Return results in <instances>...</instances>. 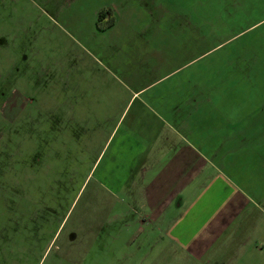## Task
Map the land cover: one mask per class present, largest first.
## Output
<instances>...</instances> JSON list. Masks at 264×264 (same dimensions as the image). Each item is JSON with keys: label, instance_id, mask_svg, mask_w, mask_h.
Returning <instances> with one entry per match:
<instances>
[{"label": "rangeland", "instance_id": "rangeland-1", "mask_svg": "<svg viewBox=\"0 0 264 264\" xmlns=\"http://www.w3.org/2000/svg\"><path fill=\"white\" fill-rule=\"evenodd\" d=\"M142 99L255 200L247 248L141 240L92 167L152 119ZM263 198L264 0H0V264H264Z\"/></svg>", "mask_w": 264, "mask_h": 264}, {"label": "crops", "instance_id": "crops-1", "mask_svg": "<svg viewBox=\"0 0 264 264\" xmlns=\"http://www.w3.org/2000/svg\"><path fill=\"white\" fill-rule=\"evenodd\" d=\"M159 100L150 98L157 105ZM149 104L140 101V107L152 114V119L142 124L143 129L135 122L133 129L121 133L119 144L110 151V140L120 128L116 133L113 130L92 167L100 159L106 160L103 173L109 189L133 193L132 207L139 217L136 232L141 240L167 248L166 255L180 249L182 256L197 262H211L214 249L223 247L230 238L234 246L247 248V242L239 243L240 227L246 224L247 241L254 237L255 200L233 185L225 193L224 185L230 183L220 169L178 129L166 127L164 113L168 109Z\"/></svg>", "mask_w": 264, "mask_h": 264}]
</instances>
